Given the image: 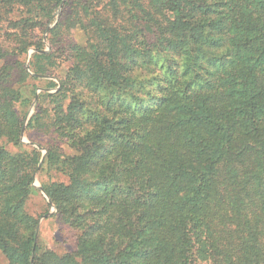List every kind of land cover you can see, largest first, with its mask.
Instances as JSON below:
<instances>
[{"label":"trees","instance_id":"trees-1","mask_svg":"<svg viewBox=\"0 0 264 264\" xmlns=\"http://www.w3.org/2000/svg\"><path fill=\"white\" fill-rule=\"evenodd\" d=\"M60 2L0 6L21 7L24 29L47 23ZM64 6L50 50L35 46L30 66L34 79L54 76L61 51L69 67L55 91L32 90L27 128L73 153L54 139L42 158L23 145L12 110L22 89L0 72V140L17 147L0 144V264H264V0ZM73 22L85 45H60L59 29ZM37 170L63 176L40 183L76 231L63 254L35 242L25 203Z\"/></svg>","mask_w":264,"mask_h":264},{"label":"rangeland","instance_id":"rangeland-1","mask_svg":"<svg viewBox=\"0 0 264 264\" xmlns=\"http://www.w3.org/2000/svg\"><path fill=\"white\" fill-rule=\"evenodd\" d=\"M65 1L61 0L60 4L53 9V17L49 18L47 23L46 19H43L41 25L24 29L17 27L15 24L20 16L19 9L21 7L14 5L12 6V10H8L7 6H0V52L3 55L0 57V72L6 66L10 75V86L22 89V99H26V101L24 104L21 103L22 99L15 101L12 109L17 117H19V120L23 121L20 131V141L26 148L34 147L40 150L41 158L45 154V146L51 144L53 139L63 152L67 154L73 153V149L68 148L63 141L55 140L49 132L27 128L30 116L37 110V103L32 96V90L35 89V95H40L42 92L51 93L55 91L59 86V79L65 76L69 67L66 53L61 54V51L56 52L55 66L50 68V72L54 76L48 75L42 76L40 79H34L32 78V67L30 66L32 55L36 51L35 46H43L39 53L50 50L51 44H53V37L51 38L48 30L59 20H65L67 14L66 6L63 8ZM65 25L66 29L61 28L58 31L57 39L60 41V45L64 46L73 43L84 46L86 37L83 30L75 22H73V26L71 27L67 23ZM24 48L25 50H23ZM48 80H52L57 85L55 87L49 86L44 88L48 85ZM41 105L44 110L43 119L45 123H49L52 115L51 111H49L50 107L47 102H42ZM0 144H4L11 152L17 150L15 145L7 143L4 140H0ZM62 179L63 176L59 173L37 170L33 182L37 191L32 193L25 203L27 212L38 219L35 242L38 240L41 248L51 249L58 254L75 249L76 231L57 219L55 208L52 204L48 205V197H45V192L43 193L40 183L47 180ZM5 262L6 260L0 254V263Z\"/></svg>","mask_w":264,"mask_h":264},{"label":"water","instance_id":"water-1","mask_svg":"<svg viewBox=\"0 0 264 264\" xmlns=\"http://www.w3.org/2000/svg\"><path fill=\"white\" fill-rule=\"evenodd\" d=\"M42 191H43V190H42ZM43 193H44V191H43ZM44 195H45V197H47L45 193H44ZM49 203H50V202H49Z\"/></svg>","mask_w":264,"mask_h":264}]
</instances>
